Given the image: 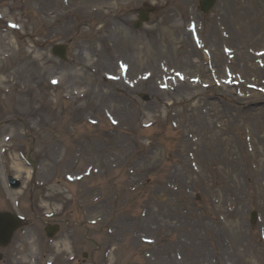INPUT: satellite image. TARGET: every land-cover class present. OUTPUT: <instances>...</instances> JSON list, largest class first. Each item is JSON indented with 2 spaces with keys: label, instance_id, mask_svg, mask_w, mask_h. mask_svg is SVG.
<instances>
[{
  "label": "rangeland",
  "instance_id": "374dc122",
  "mask_svg": "<svg viewBox=\"0 0 264 264\" xmlns=\"http://www.w3.org/2000/svg\"><path fill=\"white\" fill-rule=\"evenodd\" d=\"M143 1L130 0V4L125 7L119 5L118 8H115L109 23L113 24L112 26L116 25L120 30L117 33L110 32L112 26H109L108 31L105 32V40L99 41L96 39L99 33H95L92 29L94 15L83 18L76 12L72 16L64 15V11L61 10L48 16L47 10L41 5V0H0V12L6 17L20 19L26 32L33 35L34 38L49 36L46 38V43L49 42V45L54 42H67L70 55L72 52L74 53L72 67L77 68L70 69L71 67L68 68V65L63 63L60 67L65 69L63 72L68 71L66 76L71 72L74 73L73 81L75 82L73 84L86 86L89 90L87 93L89 102L83 109L78 108L76 102L59 100L60 91H56L57 105L66 106L69 115L58 117L55 110V112L47 111L52 94L49 95L50 91L46 89V80L52 73L54 60H47L49 54L43 53L37 48V52L30 54V48L25 45L27 39L13 35L11 32L0 33V120L2 119L0 122L6 124L0 128V144L2 135L9 133L14 135L11 142L12 147L17 146V143L19 145L21 141H27L25 144L29 148L32 144L30 138L36 136L34 137L36 142L33 143V146L37 147L36 153L42 154L40 150L42 148L46 156L49 149H52L51 146L49 149H47L48 146H45L50 142V137H48L47 131L43 137L39 135L42 130L52 128L58 122L59 124L55 128H63L64 133H66L64 128H69V126L83 128L85 134L82 133L79 139L86 140L87 138L95 143L105 142V146L110 151L109 155L112 154L117 158V166L135 168L139 174L138 180L141 177L146 180L147 178L154 180V186L150 187V189H154L153 191L148 192L149 186L146 185L143 190L139 191V196L145 199L142 207L148 213L145 222L153 223V220H147V217H151L152 213H149L152 209L150 204L168 203L166 205H170V208L165 213L163 212V217L159 216L162 225L156 236L160 239V244L162 246L165 244L164 246L167 248L169 247L168 242L172 240L173 243L170 244L169 249L179 250V254H182L180 244L185 242L189 247L188 254L180 263L174 262L173 257L168 262L162 260V262L152 263L143 259L140 251L137 250L139 256L137 253H133L129 258L132 261H128V259L116 262L104 261L106 264H133V262L136 264H196L195 261L198 264H214V259L217 264H264V258H261L255 248L259 224L251 225L249 220V209H257L260 205L256 201V196L264 197V190L261 187V181L264 180L263 103L255 102L253 97L247 101V98H238L225 90H205L200 86H194L189 90L170 96L158 90V93L149 94L148 86L144 84L130 92L123 89L119 91L114 87V84L103 82L98 72L88 74L82 68L81 60L83 59H78V53L81 51V49H77L78 45H87L88 54L98 62L103 61V66L100 69L109 70L108 64L113 59H110L107 54L106 44H111L110 41L106 42L108 39L112 40L116 48L120 50V46L129 49L128 41L133 42V34L146 35L150 27L149 24H145L139 30H134L131 24L132 19L135 18V8L139 7ZM153 1L166 2L167 7L152 15L151 23H155L159 19L160 21L156 23L167 24L169 20L180 18L183 21L185 17L184 5L188 0ZM108 3L115 7L113 1ZM54 9L55 7L52 10ZM210 17L211 15L204 16V19H211ZM62 25H66L68 30L58 36L56 32H53V29L58 30ZM152 29V32L161 33L162 28L154 29L152 27ZM179 32L180 30L174 31L175 36L173 35L172 38L175 39L173 41L166 39L167 47L175 42L176 33L179 34ZM35 43L37 45L38 41ZM136 45L134 44V46ZM144 50H128L137 67L143 66L147 59L149 61L153 57H146ZM83 52L86 53V50ZM3 54H9V57L3 58ZM179 58L178 55V58L172 59L179 64L181 63ZM81 72L84 73L82 81L79 76ZM260 79H264L263 74L260 75ZM7 88L9 92L5 93L4 90ZM100 91L103 93L98 94ZM140 93L145 95L142 96ZM111 95L115 98L121 96L125 100L123 103L116 102L114 108L109 106L117 109L123 115L121 127L118 128H127L129 134H123V136L120 134L114 137L103 132L108 127V123L102 117L100 106H96L92 99L95 96L103 100L104 103H108ZM144 96H149V99L145 100ZM86 116L98 118L99 126L93 127L83 123ZM149 119L156 120V125L149 130L139 129L140 123ZM247 130L250 131L247 133ZM189 133L192 136H198V140L194 143L191 142L187 136ZM247 134L251 136L250 142L253 150L257 151V160L261 159L259 160L260 165L258 163L260 170L250 168V163H256V158L252 159L247 151V141L245 140ZM79 139L76 142H79ZM149 140L152 143H149ZM207 141L210 145V155L207 154L209 158L204 155L201 157L196 155V161L204 172L205 177L202 179L190 168L187 152H194L195 149L204 147ZM74 144L77 145V143ZM228 144L233 147L231 150H229ZM12 147L4 156L6 162L10 159L15 160L11 157L13 155ZM154 165L155 169L152 171L151 166ZM49 166L51 165L46 164L47 168ZM171 181L179 187L178 190L171 191L165 187V184ZM186 189H189L190 192ZM193 191L195 195H193ZM213 198L218 200V203H215ZM244 201H246L245 205ZM156 204L153 205L155 206L154 211L158 213ZM227 204L235 206V208L229 212V215L225 214L227 222L223 223L217 218V214L224 215ZM139 208L136 209L137 214ZM163 218L167 219L166 223H163ZM238 223L240 224L239 228ZM216 224L220 228L213 230L212 227H215ZM129 227L131 228V226ZM228 228L236 231L241 229L243 232L233 240L234 244H231L232 238L227 234ZM249 228L254 244L252 242L253 245L248 247L249 244L244 246L241 243L247 237L244 232H248ZM138 230L149 235L146 227H139ZM169 231H171V236H167ZM200 237L202 240L204 239L203 243L200 242ZM133 238H131L132 244H129L136 246L139 240L138 236ZM180 239H184V242ZM141 248H147V246ZM169 249L165 255H169ZM232 251L240 252V255L230 256L229 253ZM99 264H101L100 260Z\"/></svg>",
  "mask_w": 264,
  "mask_h": 264
},
{
  "label": "bare ground",
  "instance_id": "6f19581e",
  "mask_svg": "<svg viewBox=\"0 0 264 264\" xmlns=\"http://www.w3.org/2000/svg\"><path fill=\"white\" fill-rule=\"evenodd\" d=\"M53 1H55V0H53ZM106 0H72V3L74 4V5H76V6H79L78 8H77V10H79V11H87L86 9H83V8H85V7H82V6H87L88 4H89V6L91 7V5H90V3L92 4V3H96L97 5H95V6H97V10H99L100 9V7H101V5H104V4H106V2H105ZM48 3H49V0H48ZM47 2H44V4L45 5H49ZM92 5H94V4H92ZM243 11H244V14H243V19H242V21H243V24L245 25V24H247V19L249 18V17H251V15H252V12L253 13H256V10H253L252 12L251 11H249V7H248V9L246 10H244L243 9ZM254 25V24H253ZM258 26L259 27H261V24L260 23H258ZM258 32V28L256 27L255 29H251L250 30V38H252L253 36H254V34H256ZM244 33H243V31L242 32H240V33H238L237 34V36L236 37H234V39L235 40H238V41H240V40H243L244 38ZM233 38V37H232ZM247 42H252L250 39H248L247 40ZM247 51H248V46H247ZM241 57L245 60V59H249V55H248V52H247V54H241ZM245 66H247V68L249 69V70H253L255 73H262V72H264V68L263 69H258V68H255L254 66H253V64H251V63H246L245 62ZM187 85V84H186ZM179 86H181V85H179ZM184 86V85H183ZM189 86V85H188ZM182 89V87L180 88V90ZM200 127V124H199V126H198V128ZM231 143V142H230ZM229 143V144H230ZM228 144V145H229Z\"/></svg>",
  "mask_w": 264,
  "mask_h": 264
}]
</instances>
